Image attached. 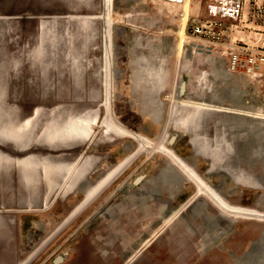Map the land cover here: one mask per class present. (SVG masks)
I'll use <instances>...</instances> for the list:
<instances>
[{
  "label": "rangeland",
  "instance_id": "rangeland-1",
  "mask_svg": "<svg viewBox=\"0 0 264 264\" xmlns=\"http://www.w3.org/2000/svg\"><path fill=\"white\" fill-rule=\"evenodd\" d=\"M177 1L0 0V264H264V0Z\"/></svg>",
  "mask_w": 264,
  "mask_h": 264
},
{
  "label": "bare ground",
  "instance_id": "bare-ground-1",
  "mask_svg": "<svg viewBox=\"0 0 264 264\" xmlns=\"http://www.w3.org/2000/svg\"><path fill=\"white\" fill-rule=\"evenodd\" d=\"M111 1V0H110ZM183 1V0H182ZM182 1H177V2H182ZM92 21V20H91ZM58 25V24H57ZM60 26V25H58ZM66 28V27H65ZM92 28V27H91ZM57 29V28H56ZM64 29V28H63ZM72 29V28H71ZM74 29V28H73ZM60 30V29H59ZM107 30V29H106ZM72 31V30H71ZM92 32V30H91ZM94 32V31H93ZM62 34V33H61ZM89 34V32H88ZM69 35V34H68ZM97 35V34H96ZM66 36V35H65ZM73 39V38H72ZM79 39V38H78ZM70 40V39H69ZM48 41V40H47ZM73 44V43H72ZM49 45V43H48ZM51 48V47H49ZM110 48V47H109ZM108 50V49H107ZM109 52V51H108ZM108 54V53H107ZM110 54V52H109ZM108 54V56H109ZM110 56L107 58V60H109ZM107 67L109 68V64H107ZM108 68L106 69V71L108 72ZM109 79V78H108ZM109 88V86H108ZM189 105L193 106V107H196V108H199V110L202 112V111H206L208 109H211L210 106H202L201 104H194L193 103H188ZM67 113V112H66ZM68 114V113H67ZM71 116V115H70ZM68 118L66 119H61L63 122L60 124V121H56V122H53L51 123V125L46 129L45 133L43 134L42 138L43 140H46L45 142H48L49 144L51 145H66L68 143H71V142H76L77 139L81 138L82 136H79L80 133H81V129H83L86 125V122H85V119L83 117H76L75 119H70L69 116H67ZM65 118V117H64ZM191 118L195 121V124L193 122L194 125H196V118L195 115H192ZM58 119V118H57ZM108 119V118H107ZM189 121V120H188ZM191 121L189 122V128H192L193 124H191ZM116 124V123H115ZM59 125V126H58ZM110 132V130L112 128H114V122L113 124L111 123L110 120H106V124H105ZM122 128V127H121ZM125 130H127L126 128H124ZM123 129V130H124ZM83 132V131H82ZM124 132V131H123ZM127 132L129 133V131L127 130ZM12 134V132H9V134L7 136V138H4L8 141H12L11 140V137L10 135ZM87 135V133H86ZM134 136V135H133ZM7 141V142H8ZM14 141V140H13ZM205 142V141H204ZM208 144V142H206ZM12 144V143H11ZM15 145H17V142H14ZM206 144V145H207ZM146 145V143H145ZM56 148V146H55ZM55 150V149H54ZM168 152V151H167ZM171 154V153H170ZM172 155V154H171ZM170 156V155H169ZM172 157V156H171ZM39 158V157H38ZM173 158H174V161L178 164L179 168H181L182 170L185 171V173L194 180V182L197 181V176H196V173H194V171L189 167L187 166L186 164H184L182 162V160L180 158H178L177 156L173 155ZM39 159H42V158H39ZM46 167L50 166V164H46L45 165ZM56 169L59 170V167L56 165H52V167H48V174L51 175V176H54L56 177L57 174H59L58 171H56ZM61 169V168H60ZM116 172V170H114ZM183 171V172H184ZM111 174V173H110ZM111 176L113 175H110V178ZM199 178V177H198ZM54 179V178H53ZM77 180V179H76ZM77 182V181H76ZM74 183V182H73ZM197 184V183H196ZM198 185V184H197ZM203 184L201 183V186ZM73 186V185H72ZM199 186V185H198ZM201 191V190H200ZM213 196V195H212ZM214 197V196H213ZM212 197V199H213ZM215 198V197H214ZM215 201V199H214ZM218 202V200H217Z\"/></svg>",
  "mask_w": 264,
  "mask_h": 264
},
{
  "label": "crops",
  "instance_id": "crops-1",
  "mask_svg": "<svg viewBox=\"0 0 264 264\" xmlns=\"http://www.w3.org/2000/svg\"><path fill=\"white\" fill-rule=\"evenodd\" d=\"M81 44L79 43V46H80ZM77 48V47H76ZM75 48V49H76ZM85 47H83V46H80V47H78L77 48V50H75V51H73V54H75L76 53V55H77V51L78 50H80V49H84ZM76 61H75V64H76V72H75V74H77V82H78V92L79 91H81L82 90V88L85 86V77H84V70H85V68H86V65H87V57H79L78 55L76 56ZM107 64H109V68L107 67ZM105 65H106V69L108 68V72L110 73L111 71V57L109 58V60H106V62H105ZM107 73V72H106ZM108 73V74H109ZM110 78V77H109ZM70 110H71V108L69 107V109L66 111L67 113H70ZM88 130H89V128L88 127H84L83 129H81L80 131H81V133H80V135L79 136H82L81 138H79V139H77L76 140V142H74L75 144H81L83 141H84V138H85V136H86V133L88 132ZM83 131V132H82ZM16 142H17V144L20 146L21 144H20V142L18 141V140H16ZM44 158V157H43ZM55 159H66V158H62V157H54ZM35 160V161H34ZM37 160H39L38 159V157H34V158H32V160H30V162H32V163H27V164H31L32 166H34L35 167V164H36V166L38 167V164H37ZM52 167V166H51ZM66 172L63 174V176L65 175H67L68 174V172L70 171V166L68 165L67 167H66ZM56 171H59L60 173V176H61V173H62V168L60 169L59 168V170L58 169H56ZM37 173V170H35V174H33V175H31V185L33 184V187H38V182L36 183V179H37V181H38V175L36 174ZM83 174H80V172L77 174V177H83L82 176ZM62 176V177H63ZM62 177H60V178H62ZM78 181V180H77ZM36 183V185H34L35 183ZM34 189H37V188H34Z\"/></svg>",
  "mask_w": 264,
  "mask_h": 264
},
{
  "label": "built area",
  "instance_id": "built-area-1",
  "mask_svg": "<svg viewBox=\"0 0 264 264\" xmlns=\"http://www.w3.org/2000/svg\"><path fill=\"white\" fill-rule=\"evenodd\" d=\"M249 55L250 56L241 59L242 63L245 65V70L242 72L244 74L254 71V66L257 62L264 61V44L256 51L251 50ZM239 60L240 57L238 54H234L231 58V67L234 70H237V66L241 63Z\"/></svg>",
  "mask_w": 264,
  "mask_h": 264
}]
</instances>
